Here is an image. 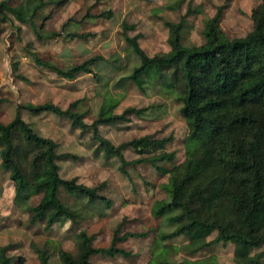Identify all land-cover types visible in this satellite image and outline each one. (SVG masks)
I'll use <instances>...</instances> for the list:
<instances>
[{"label": "rangeland", "instance_id": "1", "mask_svg": "<svg viewBox=\"0 0 264 264\" xmlns=\"http://www.w3.org/2000/svg\"><path fill=\"white\" fill-rule=\"evenodd\" d=\"M23 1L11 0L9 5L14 7ZM44 1L51 4L36 23L44 40L38 39L29 25H21L10 15V21L1 26L0 123H10L17 108L24 104L51 102L66 110L78 102L77 111L85 115L86 124H91L100 110L120 115L133 108L141 111V117L131 115L128 122L101 126L100 135L115 147L147 136L166 140L162 152L171 155V160L162 159L153 164L137 162L150 155L142 157L128 148L123 151L128 165L125 172H121L117 158H105L97 152L90 133L73 128L66 118L50 113L32 115L22 110V120L38 136L57 144L60 177L97 188L98 194L111 202V207L104 215L94 212L76 224L58 223L46 231L44 224L31 223L27 210L37 206L42 195L24 191L20 199H16L9 173L0 165V245L10 247L7 252L12 260L10 264L18 260L21 264H40L32 244H48L50 250L54 246L74 253V237L80 231L93 237L95 248L106 249L118 227V237L140 235L127 237L117 244V248L128 255L113 258L95 255L91 264H149L153 252L161 251V246L167 247L170 261L264 264V259L255 261V256L264 252V246L250 249L237 242H228L211 245L195 255L185 251L190 241L214 240L216 233L212 231H193L163 243L159 241V235L172 228L167 225L166 216L155 219L151 207L165 199L163 186L168 174L185 159L188 128L174 98L163 94L159 87L149 85L142 92L124 81L140 63L132 46L133 40L150 58L169 57L174 50L167 42L165 22H182V45L199 46L204 42L200 33L203 21L217 14L220 31L225 37L242 38L252 28L251 11L262 0ZM105 14L111 17H103ZM34 54L61 70L94 57L106 62L116 58L118 63L111 67L103 65L101 71L94 69L92 74L67 80L38 67L32 58ZM15 63L18 65L16 70L13 69ZM63 200L72 204V199L64 194ZM48 264H61L54 249Z\"/></svg>", "mask_w": 264, "mask_h": 264}, {"label": "trees", "instance_id": "2", "mask_svg": "<svg viewBox=\"0 0 264 264\" xmlns=\"http://www.w3.org/2000/svg\"><path fill=\"white\" fill-rule=\"evenodd\" d=\"M9 1H0V33L1 26L10 21V15L21 25H29L38 39L44 40L36 23L51 2L24 0L12 7ZM103 17L109 19L111 15ZM251 21L252 28L244 37L229 39L220 31L217 14L203 21L200 32L203 44L191 47L181 43L182 22H165L167 42L174 50L169 57L150 58L137 41L132 42L140 63L124 81L142 92L149 85L159 87L163 94L174 98L188 128L185 159L168 174L163 186L165 199L153 203L151 214L155 219L166 216L165 221L172 228L159 235L162 243L193 231L216 233L211 242L190 241L185 248L189 255L218 243L237 242L250 249L264 246V0L251 11ZM32 58L38 67L67 80L118 63L116 58L106 62L94 57L61 70L35 54ZM17 66L13 64V69ZM77 105L74 102L62 110L51 102L24 104L17 108L10 123H0L1 168L9 173L16 199L24 191L42 195L38 205L27 210L31 223L44 224L46 231L58 223L76 224L94 212L104 215L111 202L100 196L97 188L60 177L57 144L38 136L22 120V110L32 115L50 113L66 118L73 128L90 133L97 152L105 158H117L121 172L128 165L123 155L128 148L142 157L150 155L137 162L153 164L162 159L171 160V155L162 152L166 140L147 136L115 147L100 135L99 127L128 122L131 115L141 117V111L129 108L120 115H111L100 110L93 122L86 124L85 115L77 111ZM63 194L72 199V204L63 200ZM118 232L119 227L106 249L95 248L93 237L80 231L74 237V253L54 246L51 250L58 252L61 264H91L95 255L127 256L117 244L140 235L118 237ZM32 246L39 263L48 264L49 245ZM9 249L0 245V264L12 263L7 256ZM263 259L264 252L255 256L256 263ZM149 264L195 263L170 261L167 247L161 246V251L153 252Z\"/></svg>", "mask_w": 264, "mask_h": 264}]
</instances>
